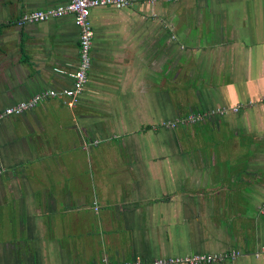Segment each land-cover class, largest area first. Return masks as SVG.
Returning <instances> with one entry per match:
<instances>
[{
	"label": "crops",
	"instance_id": "1",
	"mask_svg": "<svg viewBox=\"0 0 264 264\" xmlns=\"http://www.w3.org/2000/svg\"><path fill=\"white\" fill-rule=\"evenodd\" d=\"M133 1L91 11L77 106L1 121L0 264H264V0ZM61 2L0 0V112L72 85L73 18L17 24Z\"/></svg>",
	"mask_w": 264,
	"mask_h": 264
},
{
	"label": "built area",
	"instance_id": "2",
	"mask_svg": "<svg viewBox=\"0 0 264 264\" xmlns=\"http://www.w3.org/2000/svg\"><path fill=\"white\" fill-rule=\"evenodd\" d=\"M157 0H142L145 4H154ZM169 3H175L179 0H166ZM135 5L133 0H62V2L45 10H36L22 15L17 24H38L49 21L51 19H60L66 16L73 18L74 25L79 31V62L77 68L69 74L72 79V85L60 91L47 90L33 95L29 100L18 103L14 106L7 107L0 112V123L3 119L11 116H20L26 112L32 111L37 106L46 102L49 99L61 97L64 103L69 107L78 105L84 89L88 83L90 69L92 65L91 49L94 39V29L90 19V14L93 9L110 8L122 10L131 8ZM257 102H264V97ZM241 105L231 108H219L208 114H189L178 123L168 124L174 128L176 124L193 125L199 124L207 116L226 115L229 112L237 113ZM264 252V251H262ZM236 254H194L185 256H173L165 259H155L150 264H217L224 260L235 259ZM101 264H113L103 260ZM114 264H144L139 260L132 262H120Z\"/></svg>",
	"mask_w": 264,
	"mask_h": 264
},
{
	"label": "rangeland",
	"instance_id": "3",
	"mask_svg": "<svg viewBox=\"0 0 264 264\" xmlns=\"http://www.w3.org/2000/svg\"><path fill=\"white\" fill-rule=\"evenodd\" d=\"M124 10V9H123ZM113 141H115V140H113ZM167 258H169V257H167ZM160 259H165V258H160Z\"/></svg>",
	"mask_w": 264,
	"mask_h": 264
}]
</instances>
